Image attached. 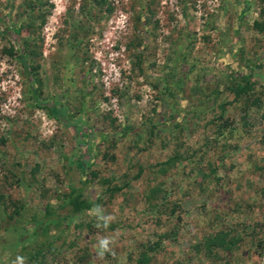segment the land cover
Returning <instances> with one entry per match:
<instances>
[{
	"label": "rangeland",
	"instance_id": "1",
	"mask_svg": "<svg viewBox=\"0 0 264 264\" xmlns=\"http://www.w3.org/2000/svg\"><path fill=\"white\" fill-rule=\"evenodd\" d=\"M35 1L0 0V264H37L35 224L17 226L59 202L80 179L71 161L89 154L96 204L40 238L46 264H134L157 240L149 264H264V0H40L29 13ZM18 20L20 42L40 44L41 95L84 105L77 131L33 104L8 31ZM243 76L253 87L234 99ZM106 179L129 183L110 199ZM156 183L164 192L147 199ZM219 231L242 237L238 249L198 252Z\"/></svg>",
	"mask_w": 264,
	"mask_h": 264
},
{
	"label": "trees",
	"instance_id": "2",
	"mask_svg": "<svg viewBox=\"0 0 264 264\" xmlns=\"http://www.w3.org/2000/svg\"><path fill=\"white\" fill-rule=\"evenodd\" d=\"M41 2L40 0H36L31 6V12L36 11V6ZM249 0H246L244 2V9L245 6L248 5L249 7ZM85 6H82V10H84ZM244 9L241 11L242 16L244 15L245 11ZM244 11V12H243ZM28 14V13H27ZM259 25V23H256ZM23 27L21 25L20 20L15 22L13 25L8 28V31L10 33H13L15 37L18 36V42H20V35L22 33ZM9 33V34H10ZM20 50H16L17 53V59L18 62L23 67L22 74L24 76H27L31 82L30 87V97L33 102V104L37 105L38 107H42L48 111V114L55 117L57 120L65 122V125L68 128L74 127V124L71 122V119L73 118L76 122H79L81 118L80 114L83 112L84 105H82L78 110H73L71 107L70 100H68L67 95L63 97H45L41 95V84L40 80H38L36 71L38 68H40V64L38 63V58L41 56V52H38L36 49L38 48V40L35 39V37H32L29 39H23L20 42ZM14 47V46H12ZM11 47L9 51V54L13 53V48ZM79 48V47H78ZM78 50V49H77ZM75 50L70 57L79 59L81 63L85 62V57L80 56L79 53L81 51ZM69 64V60L66 62L63 60H55L53 61V66L59 69V67L67 66ZM81 68H84V65H81ZM253 81L249 80L248 76H243L240 80H235V78H232V85L229 87V91L234 93V99H238L243 94L249 92L253 87ZM223 105L220 104V108H223ZM83 126V125H82ZM84 127V126H83ZM86 128V127H85ZM232 130V128L228 129ZM73 131H77V129H73ZM227 131V130H226ZM224 134V129H220L219 133ZM78 133V132H76ZM83 136V132L81 134ZM105 137V136H103ZM3 141V140H2ZM91 144H95V142L91 141H84L83 146H85L86 151L90 149L92 146ZM92 152L91 150L89 151ZM93 155V154H92ZM89 154L88 156L84 155H78L75 157L73 161H71V165H74L76 167L77 171L79 172L80 179L75 185H71L69 188V191L64 193L63 196L58 200L59 202L54 203H48L45 208L44 212L42 214V217H38L36 214L32 216V218H29L28 220L23 221V223H20V226L18 229L27 227L25 230L29 231V228L32 226L31 224H35V232L33 233L32 239H30L28 244L30 246H33V252H30V259L36 260L37 264H46V251L43 250V245L45 244L44 237L49 233L52 227H60L62 224L69 225L70 222H66L67 218H72L76 215H81L85 211L91 209L95 206V202L87 199L84 197V187L87 186V184H90L91 178L86 177L87 173H89L91 160L89 159L92 156ZM86 157V159H84ZM180 156L176 152L173 156L167 158L164 161H161L156 164V166H159V171L164 173L166 172L167 168L175 164L177 159H179ZM144 169L142 167L140 170L133 176V179H138L139 176H141V173ZM211 173L214 174V169L211 170ZM91 177H94L97 175L96 172H90ZM207 176V175H206ZM103 184L106 185V188L103 189L105 194H108L109 198L111 199L115 194L120 193L125 187H127V183L129 182H123L122 184H113L112 180L106 179L102 181ZM163 183H156L153 186H150L148 188L147 193L145 194V197L150 200H154L158 194H161L164 192V187L162 186ZM0 201H5L4 196L0 194ZM10 208H11V215L13 214H19L21 208L23 207L22 202L18 201H12L10 200ZM5 206L4 208H8V205L6 202L3 203ZM1 206V203H0ZM9 215V216H11ZM25 223V224H24ZM27 224V225H26ZM93 224H89L90 230L93 228ZM76 228H80L82 225L76 224ZM167 236L166 233L160 234L159 239L165 238ZM43 237L44 239H40ZM242 240V237L239 235H231L227 231H219L213 235H207L204 237L202 244H196V248L198 252L203 251L204 255H215L216 250H223L228 251L229 255L233 253L234 250L238 249V242ZM51 242L48 243V250L51 249ZM160 246L159 240H157L154 244L150 245L148 249L142 251L140 253V256L135 260L134 264H149L151 262V257L148 255V251H152L153 249H157Z\"/></svg>",
	"mask_w": 264,
	"mask_h": 264
},
{
	"label": "clouds",
	"instance_id": "3",
	"mask_svg": "<svg viewBox=\"0 0 264 264\" xmlns=\"http://www.w3.org/2000/svg\"><path fill=\"white\" fill-rule=\"evenodd\" d=\"M100 244H101V247L103 249H107L109 241L108 240H103V241L100 242ZM18 260L20 261V264H23V258H18Z\"/></svg>",
	"mask_w": 264,
	"mask_h": 264
}]
</instances>
